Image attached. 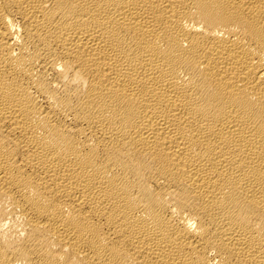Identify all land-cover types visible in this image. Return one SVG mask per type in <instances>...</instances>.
<instances>
[{"label":"bare ground","instance_id":"obj_1","mask_svg":"<svg viewBox=\"0 0 264 264\" xmlns=\"http://www.w3.org/2000/svg\"><path fill=\"white\" fill-rule=\"evenodd\" d=\"M0 264H264V0H0Z\"/></svg>","mask_w":264,"mask_h":264}]
</instances>
